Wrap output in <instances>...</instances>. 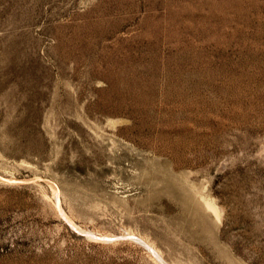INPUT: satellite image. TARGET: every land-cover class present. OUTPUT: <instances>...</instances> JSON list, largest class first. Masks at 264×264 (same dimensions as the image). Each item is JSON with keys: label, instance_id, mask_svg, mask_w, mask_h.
Returning a JSON list of instances; mask_svg holds the SVG:
<instances>
[{"label": "rangeland", "instance_id": "rangeland-1", "mask_svg": "<svg viewBox=\"0 0 264 264\" xmlns=\"http://www.w3.org/2000/svg\"><path fill=\"white\" fill-rule=\"evenodd\" d=\"M151 245L264 264V0H0V264Z\"/></svg>", "mask_w": 264, "mask_h": 264}, {"label": "bare ground", "instance_id": "bare-ground-1", "mask_svg": "<svg viewBox=\"0 0 264 264\" xmlns=\"http://www.w3.org/2000/svg\"><path fill=\"white\" fill-rule=\"evenodd\" d=\"M205 202V205H206V207L209 209V210H211L215 215H216V217L219 219L220 218V210L216 207V206H214L210 201H208V200H205L204 201ZM150 246V245H149ZM152 246V249H153V253H154V255L156 256V258L158 259V261L161 263V264H165L162 260H161V258H160V256H159V253H157L155 250H157L153 245H151ZM161 255V254H160Z\"/></svg>", "mask_w": 264, "mask_h": 264}]
</instances>
